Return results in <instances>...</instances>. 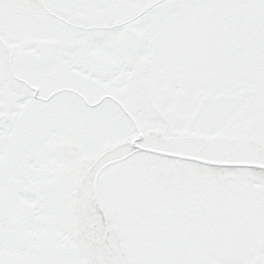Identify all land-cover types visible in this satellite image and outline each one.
Segmentation results:
<instances>
[{"label":"snow or ice","instance_id":"6c2138e0","mask_svg":"<svg viewBox=\"0 0 264 264\" xmlns=\"http://www.w3.org/2000/svg\"><path fill=\"white\" fill-rule=\"evenodd\" d=\"M0 264H264V0H0Z\"/></svg>","mask_w":264,"mask_h":264}]
</instances>
